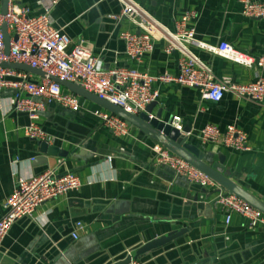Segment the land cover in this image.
Segmentation results:
<instances>
[{
    "label": "crops",
    "instance_id": "0c3cea01",
    "mask_svg": "<svg viewBox=\"0 0 264 264\" xmlns=\"http://www.w3.org/2000/svg\"><path fill=\"white\" fill-rule=\"evenodd\" d=\"M22 1L37 10V0ZM136 3L157 34L153 50L139 62L127 58L120 33L144 28L119 16L117 0H59L51 16L53 25L71 39H83L91 46L102 69L133 67L151 76L177 74L179 58L187 55L178 50L167 53L163 34L174 31L176 22L189 12L187 26L193 27L202 41L213 45L225 41L252 56L264 53V18L245 17L239 0ZM186 48L209 66L216 80L246 83L264 75L255 64L247 67L189 43ZM152 87L159 91V98L151 113H160L161 120L174 127L172 118L178 116L180 128L188 127L187 135L196 140L199 130L209 123L221 129L234 125L246 133L247 150L202 141L201 146L205 153H212L214 162L222 158L223 167L237 185L264 202V99L248 100L225 92L213 102L201 98L195 87L157 81ZM79 99L83 109L47 104L37 120L49 134L47 142L67 150L66 157H59L40 152L37 141L25 135L27 115L15 112L8 90L0 93V217L6 197L20 177L56 168L59 174L70 171L82 180L78 189L43 202L32 217L11 225L1 244L0 264H102L100 257L108 254V249L125 247L133 236L147 242L178 229L186 230L182 238L188 250L187 260L177 264H264V227L253 229L234 212L226 224L225 214L213 204L216 188L175 184L174 175L155 163L149 138L135 127L127 135L114 134L90 113L100 107ZM72 126L87 131L76 144L66 139L77 134L70 130ZM77 221L83 227L75 231ZM72 233L78 234L76 239ZM160 252L155 255L164 256L163 264H170ZM154 258L150 262L158 264Z\"/></svg>",
    "mask_w": 264,
    "mask_h": 264
},
{
    "label": "built area",
    "instance_id": "2783aa9c",
    "mask_svg": "<svg viewBox=\"0 0 264 264\" xmlns=\"http://www.w3.org/2000/svg\"><path fill=\"white\" fill-rule=\"evenodd\" d=\"M58 1L37 0L38 8L32 11L22 0H8L6 12L2 14V0H0V63L5 61L23 63L44 72V76H36L26 71L0 66V93L8 90L15 112L27 115L29 120L25 126L27 137L50 141L49 134L37 121L47 104L54 102L73 111H79L84 107L79 96L52 80V76L74 82L134 114L140 113L148 104L158 100L159 91L152 87L153 81L195 87L201 98L213 102L219 101L225 92H231L248 100L264 99V75L246 83L216 80L212 77L209 66L192 54L186 48V44H192L225 60L247 67L255 64L263 71L264 53L252 56L225 41H220L217 45L202 41L196 37L194 28L187 26L186 22L191 17L190 12L185 13L176 22L174 31L163 34L167 40L165 46L167 53L178 50L187 55L179 58L178 73L151 76L146 71L133 67L102 69L99 60L93 55L91 46L83 39L74 41L62 28L53 25L51 12ZM117 1L121 5L119 16L130 18L144 28L143 31L124 30L120 33L127 58L139 62L145 53L153 50L156 31L150 20L139 13L136 0ZM239 2L245 17L264 18L263 2L259 0H239ZM3 23L6 24L10 36L8 54L5 53L1 29ZM90 113L114 134H129L131 126L118 116L102 108L90 110ZM172 122L176 128L181 129L178 116H174ZM198 138L202 142L220 143L237 151L248 149L246 133L234 125H227L221 129L215 124H205L199 130ZM153 152L157 165L170 168L175 175L183 177L189 183L198 184L203 188H216L213 204L225 214L226 224L230 223L231 213L234 212L244 218L249 227L253 229L259 225L264 227L263 212L218 187V184L207 174L162 145L153 148ZM81 184L82 180L77 174L70 171L59 174L56 168H46L30 177L18 178L3 204L4 213L0 217V248L4 237L16 220L32 217L43 202L76 190ZM82 227V222L77 221L75 231ZM77 236L78 234L72 233L73 239ZM128 264L143 263L138 259H132Z\"/></svg>",
    "mask_w": 264,
    "mask_h": 264
},
{
    "label": "water",
    "instance_id": "95a60500",
    "mask_svg": "<svg viewBox=\"0 0 264 264\" xmlns=\"http://www.w3.org/2000/svg\"><path fill=\"white\" fill-rule=\"evenodd\" d=\"M7 3L8 0H2V14L6 12ZM1 29L4 36L5 53L8 54L10 36L7 32L5 23L2 24ZM0 66L26 71L28 73H33L39 76H44V72H42L41 70L33 68L23 63L5 61L0 63ZM51 79L68 89L70 92L76 94L80 98H83L123 119L128 123L129 126L135 127L141 135H144L150 139L152 148H155L158 145L164 146L171 153L178 155L195 168L207 174L222 189L238 196L251 206L264 213V202L257 199L255 196L247 192L241 186L237 185L231 179L230 171L223 167L222 158L219 157V162H214V160H212V153L204 152L206 151V149L205 147L201 146L204 145L202 144L201 140H196L193 137L187 135V133L189 132L188 127L178 129L172 126L170 123L161 120L160 113H151V106L154 102L148 104L140 113L134 114L124 110L116 104H113L105 98H102L97 94L86 90L85 88L81 87L80 85L74 82L62 80L54 76H52ZM50 104L56 103L53 102ZM69 128L70 130L77 133L73 136V138H66L67 141L73 144H76L78 141L80 142L84 138V136L87 135V131L79 129V127L76 128L72 126ZM36 141L39 146L40 152L44 154L56 155L59 157L67 156V150H62L57 148L56 146L50 145L47 141ZM200 146L203 148V150ZM159 166H162V168H164L167 172H169L170 174L172 173L174 175V177L176 178V181L174 182L175 184L183 186L184 188H187V185L189 184L192 185L190 187H201L198 184L189 183L183 177L175 175V173L170 168L163 165ZM165 179L171 181V177L168 175H165ZM180 180H184L186 183L182 184ZM185 232V229L173 230L147 242H139L138 238H135L139 236H133L130 240H127L125 247L121 248L117 245L113 249H108V254H103L100 257V259H103L100 263L128 264L132 259L139 258V260L143 264H153L152 262H150V259L152 257H155L154 259L156 262H158V264H163L165 262L164 256H157L158 254L155 255L157 251H161L160 253L165 254V257L169 259L170 264L181 263L182 261L187 260L186 251L188 250V246L183 244L184 242L182 238ZM99 255L100 252H98L97 256ZM66 256H69V252H67ZM83 261L85 263L88 262L87 260Z\"/></svg>",
    "mask_w": 264,
    "mask_h": 264
}]
</instances>
